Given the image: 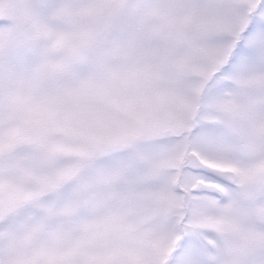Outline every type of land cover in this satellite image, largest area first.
I'll list each match as a JSON object with an SVG mask.
<instances>
[{"label":"snow or ice","instance_id":"1","mask_svg":"<svg viewBox=\"0 0 264 264\" xmlns=\"http://www.w3.org/2000/svg\"><path fill=\"white\" fill-rule=\"evenodd\" d=\"M0 264H264V0H0Z\"/></svg>","mask_w":264,"mask_h":264}]
</instances>
